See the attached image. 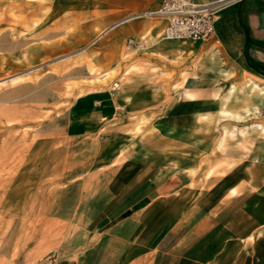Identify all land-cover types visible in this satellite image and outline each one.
<instances>
[{
  "label": "rangeland",
  "instance_id": "rangeland-1",
  "mask_svg": "<svg viewBox=\"0 0 264 264\" xmlns=\"http://www.w3.org/2000/svg\"><path fill=\"white\" fill-rule=\"evenodd\" d=\"M65 6L0 0V29L24 39L0 49V264H115L137 233L141 202L166 199L160 213H170V193L154 191L175 174L197 191L191 215L206 210L211 231L219 221L232 227L218 246L246 262L260 242V262L264 131L253 125L264 124V109L247 114L242 99L253 76L214 67L221 62L202 47L207 39L190 38L176 61L126 51L107 35L93 43L104 28L97 15ZM191 58L227 83L201 109L171 115L177 73ZM232 86L237 97L223 104Z\"/></svg>",
  "mask_w": 264,
  "mask_h": 264
},
{
  "label": "crops",
  "instance_id": "crops-1",
  "mask_svg": "<svg viewBox=\"0 0 264 264\" xmlns=\"http://www.w3.org/2000/svg\"><path fill=\"white\" fill-rule=\"evenodd\" d=\"M57 2L66 5V9L69 8L67 5H73L75 15H97L94 24L97 27L115 25L107 34L108 38L130 52L136 50L127 46L130 37L153 40V44L147 47L148 52L152 51L155 55L153 57L159 53L175 61L180 52L192 47L186 46L180 50L178 46L181 45L178 44L179 41L176 42L177 39L163 40L160 34L163 33L166 19L162 16L145 15L159 9L162 0H57ZM202 47L208 50V55L211 56L213 53V57L221 62L214 67L222 68L221 64H226L224 67L227 71L229 65H231L229 68L239 66L245 74L249 73L264 80V0H231L225 3L216 21L215 34L203 41ZM192 60L193 58L186 63L188 69L180 75L177 73L174 84L178 85V89L172 90L168 101L167 111L171 115L188 114L201 109L203 105L217 98L220 85L227 83L225 79H220L218 71H213L214 67L209 70L206 65H200L201 59L196 62L198 67L193 66ZM204 61L205 64L206 60ZM236 63L239 65L236 66ZM182 182L184 183L182 175L175 174L162 179L154 191L156 196L160 192L170 193L172 208L169 214L163 210L160 213L166 199L157 197L144 205L141 202L135 217L138 224L135 231L137 233L124 244V251L120 259H116L115 264L120 263L119 260L122 264H264V252L261 261L258 260L260 242L253 244L251 254L245 258L246 262L243 258L236 259L235 253L229 252L227 248L223 251L218 244L226 241L227 230L232 227L226 225L224 221H219L222 226L218 224V230L211 231L212 221L206 210L198 212V219L196 215H191L192 205L189 204L188 197L195 195L197 191L182 187ZM230 244L233 247L235 245L234 242Z\"/></svg>",
  "mask_w": 264,
  "mask_h": 264
},
{
  "label": "built area",
  "instance_id": "built-area-1",
  "mask_svg": "<svg viewBox=\"0 0 264 264\" xmlns=\"http://www.w3.org/2000/svg\"><path fill=\"white\" fill-rule=\"evenodd\" d=\"M231 0H162L156 11L146 13L147 16H162L166 19L163 37L167 39H208L215 34L216 21L224 5ZM142 16V15H140ZM130 49H146L145 38L130 37L127 40ZM117 85V84H116Z\"/></svg>",
  "mask_w": 264,
  "mask_h": 264
},
{
  "label": "bare ground",
  "instance_id": "bare-ground-1",
  "mask_svg": "<svg viewBox=\"0 0 264 264\" xmlns=\"http://www.w3.org/2000/svg\"><path fill=\"white\" fill-rule=\"evenodd\" d=\"M1 20H3V19H1ZM1 20H0V24L2 22ZM110 26H107V27L103 28L102 30H100L99 33L95 36V38H94L95 40H93V43L96 42L97 40L103 38L105 35H107L111 31V29H113V26H115V25H113L112 27H110ZM6 33L7 32L0 29V49L11 47L14 44H17V45L21 44L24 40V39L23 40L22 39H19V40L16 39L17 37H15L14 29H12L10 33H8V34H6ZM160 35H161V37H163V33ZM152 42H153V40H152ZM190 42H191V39L189 37L182 38L178 43L181 45V46H178V49L182 50L183 47L191 46L192 44ZM93 43L91 42V44H93ZM211 46H212V44H211ZM175 50L178 52L177 48ZM76 55H77L76 53L73 55L71 54L67 58H70V57L72 58V57H75ZM23 65H24L23 62L20 64L19 63L14 64V66H16L18 68H20ZM94 70H95L94 68L91 69L92 72H94ZM15 78L16 77H14L13 79H15ZM254 78L255 77H249L250 82H251L249 84H250L251 88H250L249 92L244 90L245 95L242 97V99L244 100L243 109L245 110V113H247V114H260L261 109H264V83L258 82ZM261 84H263V85H261ZM255 90L257 91L256 93H255ZM235 91H236L235 86H232L227 93L221 95L223 104L229 103L230 98H232L234 96L237 97ZM240 115L241 114L239 112L235 113V112H231V111L226 110V109L222 110V116H234L236 118H240ZM253 126H256V127L260 128L264 131V124L261 122L254 123ZM224 137L221 139V143L224 141Z\"/></svg>",
  "mask_w": 264,
  "mask_h": 264
}]
</instances>
